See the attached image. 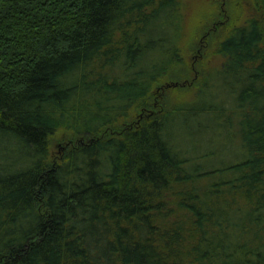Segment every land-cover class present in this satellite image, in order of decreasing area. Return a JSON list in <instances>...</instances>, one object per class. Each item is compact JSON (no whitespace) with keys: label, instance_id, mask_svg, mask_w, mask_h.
Masks as SVG:
<instances>
[{"label":"trees","instance_id":"trees-1","mask_svg":"<svg viewBox=\"0 0 264 264\" xmlns=\"http://www.w3.org/2000/svg\"><path fill=\"white\" fill-rule=\"evenodd\" d=\"M251 2L254 16L205 33L238 86L245 150L206 169L168 137L185 103L157 91L208 80L181 53V0H0V264H264V0Z\"/></svg>","mask_w":264,"mask_h":264},{"label":"rangeland","instance_id":"rangeland-1","mask_svg":"<svg viewBox=\"0 0 264 264\" xmlns=\"http://www.w3.org/2000/svg\"><path fill=\"white\" fill-rule=\"evenodd\" d=\"M227 1L228 3L226 0H181L180 3V27L183 31V45L180 46L182 48L181 53L184 55V58L190 60V65L193 69L198 67L197 61L199 60L200 67L204 63V67H207V71H209L208 80L204 81V84H200L202 86L201 89L199 88L201 90L200 96L197 94L199 90L196 89V86L201 81L198 75L196 77L200 81L196 85H194L196 78L191 82L183 83L189 85L188 94L180 92L181 89L177 87L157 89V91L161 92L162 97L164 95L168 96V94L179 95L181 102L185 103V107L187 108L184 113L177 115L171 125V129L168 132L171 144L175 145L176 151H179L181 156L187 158L198 157L193 162L202 163L207 167L206 169L220 167L233 161L237 162L245 157V150L239 145L240 133L237 130L239 126H235L239 118L232 111L235 107L234 91H236L238 86L231 81L233 79H230L226 75L217 74L224 60L217 55L215 57L211 56L212 52L214 53L216 49L212 51L211 47L207 44V37L210 31L214 32L219 29L218 23L226 20L229 16L228 14L231 17H235L237 23H242L247 17L254 16L256 10L251 0ZM218 5L221 7H217ZM214 8L217 10L222 9L220 18L211 23V25H208L209 30L208 28L205 29V24L199 31L201 34L202 30L205 29L200 36L197 29L201 17L205 16L202 14L205 11H215ZM206 32H208L207 35L205 34ZM170 35L172 36V32L167 37L169 38ZM196 36L197 43L200 42L199 44L201 45L199 52L205 46L206 48L209 46L210 52L206 53L207 55L203 56L202 53L199 55V52L192 54L188 50V43L191 42L193 37L196 38ZM213 41L212 38L210 40L211 43H209L214 44ZM159 96L155 100H161L157 102V105H162L163 99H160L161 96ZM155 100L153 102H156ZM193 106L197 109L202 107H211L212 109L205 113L195 112L196 110L190 111ZM139 115L140 112H135L126 120L130 122ZM67 135L68 133L62 132L51 139V157L55 162L60 161L68 152ZM77 143L78 139L73 141L70 147L74 148Z\"/></svg>","mask_w":264,"mask_h":264}]
</instances>
